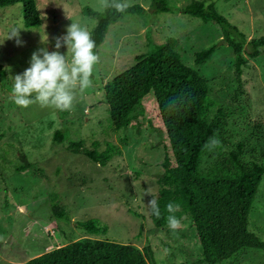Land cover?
I'll return each mask as SVG.
<instances>
[{"label":"rangeland","instance_id":"1","mask_svg":"<svg viewBox=\"0 0 264 264\" xmlns=\"http://www.w3.org/2000/svg\"><path fill=\"white\" fill-rule=\"evenodd\" d=\"M189 1L169 0V4L179 8ZM151 2L130 0L144 11L108 26L106 38L95 50L100 59L93 85L78 94L71 111L38 103L27 108L15 105L10 98L14 76L30 66L37 49L56 50L55 38L66 34L72 23L68 16L90 31L94 20L82 13V7L102 10L100 0H36L42 23L31 27L24 25L20 3L0 8V64L5 70L0 75V264H25L43 251L81 238L112 240L139 249L149 245L157 264H206L200 260L201 246L187 215L177 216L181 225L175 232L167 222L157 227L151 220L148 204L153 197L144 191L151 187L159 196L161 162L165 151H170L153 93L144 96L143 114L126 128L116 130L107 119L106 82L166 37L177 38L182 60L206 78L211 98L232 105L224 150L242 142L243 159L264 164V48L258 56L246 57L244 93L239 94L233 52L219 27L176 10L157 12ZM216 8L246 40L264 36V0H217ZM13 27H23L20 46L15 38L5 39ZM46 32L49 43L44 45L41 33ZM214 44L211 58L195 64V52ZM59 51L66 54L67 46ZM60 128L66 138L54 142L53 134ZM72 140L81 141L99 161L74 153L69 148ZM211 153L203 155L202 168L214 161ZM55 200L65 208L66 218L50 217ZM86 222L95 228L80 226ZM249 228L264 240V176L250 210ZM221 264H264V249H243Z\"/></svg>","mask_w":264,"mask_h":264},{"label":"trees","instance_id":"2","mask_svg":"<svg viewBox=\"0 0 264 264\" xmlns=\"http://www.w3.org/2000/svg\"><path fill=\"white\" fill-rule=\"evenodd\" d=\"M217 0H190L175 8L169 0H152L157 11H179L203 22L215 23L222 40L233 52V74L237 93L243 94V67L246 57L258 56L264 48V36L246 40V36L216 8ZM22 5V20L27 27L41 25L42 19L36 0H0V8ZM139 4L125 12L115 8L96 10L88 5L82 13L94 20L90 29L96 48L104 41L108 26L127 14L142 13ZM216 45L195 52L194 63L201 65L210 59ZM5 70L0 64V75ZM153 93L162 124L169 140L170 151H165L157 197L161 216L151 212L157 227L167 222L170 214L187 215L195 228L200 246V260L206 264H221L246 248L264 249V240L249 228V214L264 176V164L243 159L244 145L224 150L229 137L232 105H221L211 98L207 80L187 65L177 50V38L166 37L125 71L106 82L104 100L107 119L116 130L126 128L132 119L143 114L142 100ZM235 97V96H234ZM63 129H56L54 142H63ZM69 148L94 162L95 153L83 147L81 141H70ZM212 151L214 161L201 167L202 157ZM23 169V168H22ZM178 204L175 213L167 211L168 203ZM51 218L64 219L65 208L56 200L50 205ZM94 229L92 222L80 224ZM25 264H157L152 248L139 249L133 245L105 239H75L29 258Z\"/></svg>","mask_w":264,"mask_h":264},{"label":"clouds","instance_id":"3","mask_svg":"<svg viewBox=\"0 0 264 264\" xmlns=\"http://www.w3.org/2000/svg\"><path fill=\"white\" fill-rule=\"evenodd\" d=\"M100 2L103 8H115L121 13L131 6L130 0H100ZM68 18L72 23L67 26L66 34L55 38L56 50L49 51L47 46L37 49L32 53L30 66L14 76L10 98L15 105L27 108L38 103L41 107L71 111L78 94L92 87L95 66L100 59L95 51L96 43L85 26L75 22L70 16ZM21 28L23 27L11 28L5 39L15 38L17 45H22L24 42L19 39ZM40 43L44 45L49 43L47 32L41 33ZM64 45L67 46L66 54L59 51ZM134 186L136 187L135 180ZM145 194L153 197L148 206L152 214L159 218L161 211L157 194L151 187L145 189ZM179 207L178 204L170 202L167 204V211L175 213ZM167 223L175 232L180 228L181 220L170 214Z\"/></svg>","mask_w":264,"mask_h":264},{"label":"built area","instance_id":"4","mask_svg":"<svg viewBox=\"0 0 264 264\" xmlns=\"http://www.w3.org/2000/svg\"><path fill=\"white\" fill-rule=\"evenodd\" d=\"M50 231V230H49ZM51 233H53V231L51 230Z\"/></svg>","mask_w":264,"mask_h":264}]
</instances>
